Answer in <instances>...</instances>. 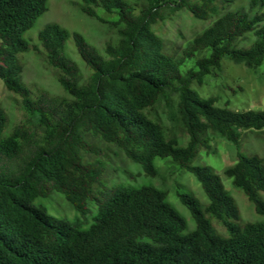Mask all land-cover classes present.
I'll use <instances>...</instances> for the list:
<instances>
[{
	"label": "trees",
	"instance_id": "trees-1",
	"mask_svg": "<svg viewBox=\"0 0 264 264\" xmlns=\"http://www.w3.org/2000/svg\"><path fill=\"white\" fill-rule=\"evenodd\" d=\"M234 0H81L86 15L116 29L101 51L57 22L38 33V44L67 96L22 80L25 36L48 10L49 0H0V78L21 98L25 120L6 133L10 117L0 100V264H264V220L243 221L235 197L211 165L214 137L236 149L222 174L264 215V159L243 150L242 130L264 131V110H235L192 86L222 70L228 58L256 68L264 62V0L233 9ZM102 8L116 18H103ZM211 23L181 54L171 52L154 25L178 10ZM70 38L88 69L68 56ZM249 40V42H247ZM194 64L183 69L187 60ZM176 100L172 103V96ZM184 138L148 111L162 100ZM90 136L115 145L146 176L157 177V157H170L195 175L207 196L177 191L195 222L188 229L169 191L153 184L103 182L104 159L87 160ZM61 192L86 215L87 228L51 215L34 201ZM214 220L226 228L220 233Z\"/></svg>",
	"mask_w": 264,
	"mask_h": 264
},
{
	"label": "rangeland",
	"instance_id": "rangeland-1",
	"mask_svg": "<svg viewBox=\"0 0 264 264\" xmlns=\"http://www.w3.org/2000/svg\"><path fill=\"white\" fill-rule=\"evenodd\" d=\"M248 2L249 0H234L231 2V7L233 9L244 7L247 10L249 9ZM80 6L81 0H49L48 10L26 32L25 36L31 42V49L21 53L20 57L24 64L22 80L28 87L35 88L38 85L55 95L67 96L56 79V69L48 63L42 48L38 47L36 49L33 47L34 44H38V33L46 24L57 22L70 31L79 32L89 43L95 45L101 51H103L108 42L117 40L118 36L114 27L86 15L81 11ZM98 12L105 19L113 20L116 18V14H110L102 8H99ZM170 13L169 10H166L165 15L167 17L156 23L154 27L164 39L169 51L177 54H181L196 34L206 28L212 21L211 19L206 21L196 19L185 9L175 11L169 16ZM66 52L88 73V69L84 65V61L77 52L71 38L68 40ZM202 54L198 53L196 57L187 60L183 69L190 68L196 58ZM222 62V70L218 71L217 74L208 75L203 84L194 81L192 86L202 96H217L222 105L228 102L229 107L232 109L264 110V62L256 68L248 67L244 63L234 62L228 58H224ZM0 100L10 117V123L6 129V133H8L14 126L25 120V115L20 96L10 91L1 78ZM175 100L176 96L173 95L172 103ZM168 106L163 99L148 112L153 116L160 115L173 134L177 133L184 138L179 126L170 119V108ZM241 132L243 150L246 153H256L264 159V131L242 130ZM89 138L95 149L84 152L85 158L87 160H95L96 158L105 160L107 168L103 182L107 187L119 183L133 185L148 183L165 188L169 191V201L187 219L188 229L194 228L195 222L189 209L181 203L177 196L178 190L192 191L202 202L208 201L201 183L194 174L181 168L170 157H157L155 165L159 169V174L157 177L146 176L140 165L126 158L115 145L96 136H90ZM212 145L214 152L201 151L194 163L211 165L222 175L226 188L235 197L240 207L243 221H263L264 215L256 212L253 203L247 198L245 193L233 185L231 178L222 174L226 166L236 161L235 146L224 137H214ZM34 203L45 206L54 217L79 225L81 228L89 227L98 212L97 203L93 200L89 202V212L86 215H82L67 200L65 195L58 191H54L48 197L37 198ZM214 224L220 233H227L226 228L220 226L218 221L214 220Z\"/></svg>",
	"mask_w": 264,
	"mask_h": 264
}]
</instances>
